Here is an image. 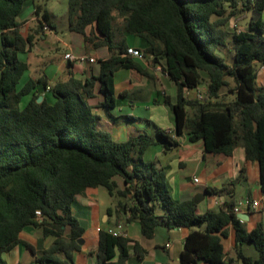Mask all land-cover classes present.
<instances>
[{
  "label": "trees",
  "instance_id": "16d2710c",
  "mask_svg": "<svg viewBox=\"0 0 264 264\" xmlns=\"http://www.w3.org/2000/svg\"><path fill=\"white\" fill-rule=\"evenodd\" d=\"M25 1L0 0V264H9L3 256L17 245L31 253L30 264H74L84 227L71 207L89 187H103L115 197L116 216L137 221L144 238L158 227L188 228L179 264H264L261 224L248 232L232 210L236 180L205 188L209 195L224 194V204L197 213L191 198L172 197L164 170L144 159L152 145L167 152L183 134L190 142L202 141L204 153L229 156L241 146L246 160L259 163L264 192V86L255 84L264 64V0H68V30L87 48H106L107 56L97 60L96 75L69 73L53 83L46 77L23 80L28 64L19 55L31 51L44 26L55 29L45 11L22 35L18 15ZM34 7L39 15L41 6ZM246 11L247 30H228L231 17ZM129 36L141 40L145 59L152 58L175 85V102L157 92L172 112L174 130L152 125V134L117 142L98 126L94 109L116 106V71L147 75L127 55ZM224 49L230 60L221 54ZM201 84L205 101L183 95ZM229 223L236 232L235 259L225 260L220 236ZM26 227L52 243L36 254L21 238ZM129 242L101 230L90 254L96 264H126ZM244 242L255 247L256 259L243 253Z\"/></svg>",
  "mask_w": 264,
  "mask_h": 264
},
{
  "label": "crops",
  "instance_id": "0c3cea01",
  "mask_svg": "<svg viewBox=\"0 0 264 264\" xmlns=\"http://www.w3.org/2000/svg\"><path fill=\"white\" fill-rule=\"evenodd\" d=\"M39 16L40 14L36 15L33 26L29 25V19L22 21L23 23L20 27L22 35H28L30 29L35 26ZM249 17L250 12L246 11L242 17L229 21L227 28L231 27L232 31L237 32L247 30ZM262 18L264 20V11ZM70 33L75 34L73 32ZM39 36V40H36L31 51L26 53V58L23 59L28 64L23 80L46 77L50 83H53L57 80L66 79L69 73H73L78 77L96 75L98 73V66L96 70L93 66L95 62L79 65L68 62L62 57L56 60L57 68L49 79L44 73V69L41 68L42 58H37L41 61L35 63L32 61L33 58H29V55L33 53L36 56H40L45 51V48L57 50L59 48L58 41L63 42L65 45L63 55L66 52H72L75 55L87 54L95 58L96 61L107 56L106 48H87L79 35V39L74 38L73 35H71L72 39H60L56 30L49 26H44ZM50 42L52 43L50 44ZM127 42L132 47L141 48L142 46L141 40L136 36H129ZM151 59L147 58L145 61L137 60L147 75L133 69H124L129 70L131 75L128 78L129 81L123 83V87L119 91H117L114 79L116 106L113 109H94V113L98 116V126L108 131L114 141L123 142L130 135H135L139 132L152 134V125L167 131L174 130L173 115L172 117L169 115L170 109L164 103H161L159 96L157 101H152L151 104L141 107L137 105L136 100L127 98V95H130L132 91L141 93L145 90L144 88L152 87V85L162 82L163 79L171 82L167 75L158 69L157 65L151 64ZM48 60H53V58H48ZM255 84L257 87L264 86V68L258 70ZM162 86L163 95H168L164 84ZM198 87L204 89L205 85L201 84ZM183 95L188 99L193 98L195 89L185 91ZM170 98L172 102L177 100L176 91L174 97L170 96ZM140 111L143 112L142 116L138 115ZM162 118H165L163 122L160 120ZM145 155L148 161H154L158 167L164 170L167 186L174 199L191 198L193 200L196 194L203 195L200 202L196 204L197 213L217 210L221 206L216 201L219 199L224 202L226 197L224 194L209 195L205 192V188H220L229 180H236L232 187L234 205L246 199L258 200L261 203L256 209L251 206L241 207L239 213H234L236 218H238V215L242 216L243 220L238 219L248 232L259 224H261L264 231V192L260 186L259 163L246 160L241 146L235 147L229 156L204 153L202 141L190 142L187 135L183 134L178 138V145L171 150L165 152L160 144H155L146 150ZM194 177L198 178V183L193 182ZM107 196L109 195L103 187H89L85 189L84 193L77 195L72 203V214L80 220L84 227V232L81 236L83 239L82 244L78 250L72 253L74 264H96L95 257L90 254V250H95L98 245L99 231L114 229L118 223L123 224L125 237L130 241L129 257L126 264H179L180 253L184 249V240L190 231L188 228L166 229L165 227H158L152 238H144L140 233L137 221H127V215L122 213L116 216L115 208L118 200L109 196L112 200L108 201ZM224 229L226 235L220 236L224 259H235V229L230 223ZM38 231L33 227H26L21 233V238L33 246L36 254L47 248L53 240L51 237H42ZM34 234H37V237L33 236ZM242 251L252 259L258 257V252L251 243H242ZM3 257L9 264H30L33 258L31 253L28 254V251L20 245L14 247L9 253L4 254ZM200 264L208 263L202 261ZM237 264L244 263L238 261Z\"/></svg>",
  "mask_w": 264,
  "mask_h": 264
},
{
  "label": "rangeland",
  "instance_id": "374dc122",
  "mask_svg": "<svg viewBox=\"0 0 264 264\" xmlns=\"http://www.w3.org/2000/svg\"><path fill=\"white\" fill-rule=\"evenodd\" d=\"M35 4L41 6V9L39 12L40 16L43 12H45V11L48 12L49 16L51 17L52 23L55 27L56 33H57L58 37H60V39H64V40H68L69 38L72 39L71 35H73L74 38L76 37L79 39V36L77 34H72L68 30V20H67L68 0H27L24 2L23 6H22V9L18 15V20L24 21V20L29 19V21H28L29 25L33 26L35 23V17H36V14L34 12V10H35L34 5ZM243 14H244V12L237 13V14L233 15L231 17L230 21L233 19L235 20L236 18L242 17ZM228 30H232V28L229 27ZM51 43L52 42H50V44ZM57 44L59 47L57 50H55V49L49 50V49L45 48V51L43 53H41L40 56H36L33 53L31 55H29V58H33L32 61H34L35 63H39V61L42 60L41 68L44 69V73L48 76L49 79L57 68V61L56 60L63 57V52L65 50V45L63 44V42L58 41ZM220 52H221V54L226 55L228 60H230L231 57H230V54H227V49H224V51H220ZM19 58L21 60L26 58V54H20ZM37 58H42V59L40 60ZM48 58H53V60H48ZM153 65H157V64H153ZM93 66H94V69L96 70V68L98 66L97 61L93 64ZM130 75H131V73L129 72V70L120 69V70L115 72L114 79L116 82L117 91H119V89H121L123 87V85H122L123 83L129 81L128 78H130ZM163 84H164V88H165L166 93L168 95H170L171 97H174L175 91H176L174 84L169 82L166 79H163L162 82H160V83L158 82L157 84L152 85V87L149 86V87L144 88L145 90L141 93L140 92L137 93V91L136 92L132 91V93H130V95H127V98L129 100H133V99L136 100L137 105H139V107H141L143 105H149L152 103V101L158 100L157 97L159 95L157 94V92H159V93L163 92V88H162ZM28 99H29L28 95L24 96L21 103H20V106H24L27 103ZM161 103H163V102L161 101ZM139 109H141V108H139ZM167 111H168V109H167ZM138 115L142 116L143 112L142 111L138 112ZM169 115L172 117L171 112L169 113ZM164 119L165 118L160 119L161 122H163ZM144 159L145 160L148 159L146 157V155L144 156ZM107 199H108V201L112 200L111 197H109V196H107ZM159 211H161V208L159 206H157L156 213H158ZM38 233H40V231H38ZM36 235L37 234H34L33 236L37 237ZM28 254H29V252H28Z\"/></svg>",
  "mask_w": 264,
  "mask_h": 264
},
{
  "label": "built area",
  "instance_id": "2783aa9c",
  "mask_svg": "<svg viewBox=\"0 0 264 264\" xmlns=\"http://www.w3.org/2000/svg\"><path fill=\"white\" fill-rule=\"evenodd\" d=\"M127 55L131 56L132 58L136 59V60H140V61H145V56L144 53L141 49L137 48V47H128L126 49ZM63 58L65 60H67L68 62L74 63V64H79V65H83L86 63H94L96 62L95 58L87 55V54H79V55H75L72 52H66L63 55ZM158 69H160V67L157 65ZM264 68V64L260 65L257 68V72L258 70ZM49 89V87L47 88ZM196 99H198L199 101H205L207 98V94H206V89L204 88H195V96ZM193 182L194 183H198L199 180L198 178L194 177L193 178ZM217 204H219L220 206H222L224 204L223 201L219 200L216 201ZM261 205V203L258 200H250V199H246L245 201H240L237 204H235L233 206V212L234 213H239L241 210V207L243 206H251L252 208L256 209ZM107 232H109L110 234L113 235H118V236H122L125 237V232L123 229V224L122 223H118L116 224L114 229H108Z\"/></svg>",
  "mask_w": 264,
  "mask_h": 264
},
{
  "label": "water",
  "instance_id": "95a60500",
  "mask_svg": "<svg viewBox=\"0 0 264 264\" xmlns=\"http://www.w3.org/2000/svg\"><path fill=\"white\" fill-rule=\"evenodd\" d=\"M41 100H42V96H39V97L37 98L36 102L39 103ZM260 186H261V184H260ZM202 197H203L202 194H196V195L193 197V202H194V204H195V205L198 204V203L200 202V200L202 199ZM237 217H238L239 219L243 220V219H242V216L238 215ZM82 241H83V239L80 238V239L77 240V243H78L79 245H81V244H82Z\"/></svg>",
  "mask_w": 264,
  "mask_h": 264
}]
</instances>
